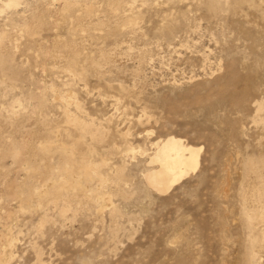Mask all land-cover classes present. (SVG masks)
<instances>
[{
  "label": "rangeland",
  "instance_id": "rangeland-1",
  "mask_svg": "<svg viewBox=\"0 0 264 264\" xmlns=\"http://www.w3.org/2000/svg\"><path fill=\"white\" fill-rule=\"evenodd\" d=\"M6 2L0 264H264V0ZM167 136L200 150L159 192Z\"/></svg>",
  "mask_w": 264,
  "mask_h": 264
},
{
  "label": "bare ground",
  "instance_id": "bare-ground-1",
  "mask_svg": "<svg viewBox=\"0 0 264 264\" xmlns=\"http://www.w3.org/2000/svg\"><path fill=\"white\" fill-rule=\"evenodd\" d=\"M18 4H19V0H7V2L5 3V7L6 8L14 7V6H17ZM2 7L4 8V6H2ZM70 99L71 98H69V100ZM78 118L74 116V117H70L69 120L72 121L73 124L76 125V128L83 129V131L88 130V125L86 124V126H84V124L79 122L80 120ZM96 133L97 132H95V134ZM93 136H95V135H93ZM47 145H46V147H47ZM12 149H14V147ZM199 150H200V147L188 145V144L184 143L180 138H177L175 136H167L162 141L155 143V150H154L152 156L149 158V164H153L155 167L150 169L147 172V174L145 175V179H146L147 184L151 188L155 189L156 191L165 192L167 187L169 188L170 185L174 184L176 181L181 179V177H183L184 175H186L190 171H193L196 168V166L198 164ZM61 152H64V154H66V156L71 153V152H69V149L63 148V147H61ZM62 158H64V157H62ZM72 158H74V157H72ZM63 161H65V160H63ZM72 163H74V162H72ZM76 163H78V162H76ZM81 163L79 161L78 170H75L74 169L75 167L73 168L72 164H71L72 166L69 164H66L64 166L62 165L63 166V169H62L63 173H62L61 177H59L55 181H53L52 178H47L44 181V186L42 188H40V190L38 189L39 191H38V193H36V195L38 194L39 196H43V198H45L46 194H48V193L50 194V190H55V189H57L58 191H56V192H59V193H61L62 191L65 192L66 190L69 191L68 190L69 188H73L76 190L77 189L76 187L87 190V188H88L87 185H89V184H87V179H92L91 177L93 176V174H96V168L93 165L85 166L84 164H83L84 166L81 165L83 167H80ZM53 172H55V171H53ZM99 182H100L99 184L103 185L104 180L99 179ZM70 191H72V190H70ZM59 193H57V194H59ZM263 194H262V196H263ZM59 196L60 195H58L57 198H59ZM47 197H48V195H47ZM1 239H3V238H1ZM3 255H4V253H3ZM252 255L254 256V254H252ZM2 260L3 259H1L0 261H2ZM251 260H253V259L251 258ZM4 261H5V259H4ZM253 262H254V260L252 261V263Z\"/></svg>",
  "mask_w": 264,
  "mask_h": 264
}]
</instances>
